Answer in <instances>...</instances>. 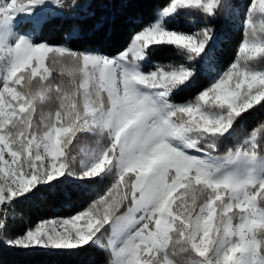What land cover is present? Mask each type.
<instances>
[{"label": "snow or ice", "instance_id": "snow-or-ice-1", "mask_svg": "<svg viewBox=\"0 0 264 264\" xmlns=\"http://www.w3.org/2000/svg\"><path fill=\"white\" fill-rule=\"evenodd\" d=\"M84 7L0 0V248L95 249L103 264H264V120L221 153L264 109V0H153L114 55L81 47ZM234 17L241 40L222 68L221 29ZM57 18L71 23L50 43ZM164 49L176 58L152 59ZM85 137L93 143L76 151ZM68 183L94 198L17 223L19 203Z\"/></svg>", "mask_w": 264, "mask_h": 264}, {"label": "trees", "instance_id": "trees-1", "mask_svg": "<svg viewBox=\"0 0 264 264\" xmlns=\"http://www.w3.org/2000/svg\"><path fill=\"white\" fill-rule=\"evenodd\" d=\"M85 7L79 10V23L83 26L81 47L98 49L103 54L114 55L123 50L128 39V20L130 17L150 11L149 5L153 0H81ZM234 4H243L246 0H233ZM92 5V7H88ZM243 9L241 8V12ZM241 18L234 17L232 22L224 24L221 31L223 44L220 52L221 67H226L236 55L238 43L241 40ZM71 21L60 18L53 19L50 27L44 33V38L50 43H59L62 33L67 29ZM215 23H221L219 20ZM175 54L170 49H164L153 54L152 59L168 61L175 59ZM205 83L200 78L195 87L179 93L175 100L182 102L190 98ZM264 120V109L257 108L246 114L237 124V136L225 141L221 153L242 139L245 130H250L258 121ZM84 139L80 141L81 144ZM78 144V145H79ZM99 187H103L100 185ZM91 186H77L68 183L63 186L64 195L49 197L45 200H30L19 203L15 209L17 223L19 217H31L33 220L53 215H68L79 210L88 200L94 198ZM104 254L99 250L89 249L80 254H52L44 251L31 253L17 252L13 249L0 248V264H103Z\"/></svg>", "mask_w": 264, "mask_h": 264}, {"label": "rangeland", "instance_id": "rangeland-1", "mask_svg": "<svg viewBox=\"0 0 264 264\" xmlns=\"http://www.w3.org/2000/svg\"><path fill=\"white\" fill-rule=\"evenodd\" d=\"M240 21V20H239ZM241 23V21H240ZM93 143V140L91 137H86V139L79 145L76 146V151H78L81 147H88ZM78 164V161H77Z\"/></svg>", "mask_w": 264, "mask_h": 264}]
</instances>
